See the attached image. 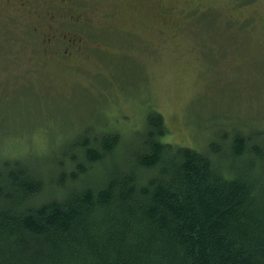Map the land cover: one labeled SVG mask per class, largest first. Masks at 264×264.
Masks as SVG:
<instances>
[{
  "label": "rangeland",
  "instance_id": "1",
  "mask_svg": "<svg viewBox=\"0 0 264 264\" xmlns=\"http://www.w3.org/2000/svg\"><path fill=\"white\" fill-rule=\"evenodd\" d=\"M99 2L109 15L93 18L90 56L64 66L18 17H0L1 161L32 163L55 185L86 132L118 134L119 162L153 112L173 145L264 140V0Z\"/></svg>",
  "mask_w": 264,
  "mask_h": 264
},
{
  "label": "trees",
  "instance_id": "2",
  "mask_svg": "<svg viewBox=\"0 0 264 264\" xmlns=\"http://www.w3.org/2000/svg\"><path fill=\"white\" fill-rule=\"evenodd\" d=\"M149 116L119 162L118 134L86 132L55 185L0 160V264H264L262 137L203 152Z\"/></svg>",
  "mask_w": 264,
  "mask_h": 264
},
{
  "label": "flooded vegetation",
  "instance_id": "3",
  "mask_svg": "<svg viewBox=\"0 0 264 264\" xmlns=\"http://www.w3.org/2000/svg\"><path fill=\"white\" fill-rule=\"evenodd\" d=\"M99 1L121 0H0V17H18L47 60L64 66L90 56L93 18L109 15Z\"/></svg>",
  "mask_w": 264,
  "mask_h": 264
}]
</instances>
